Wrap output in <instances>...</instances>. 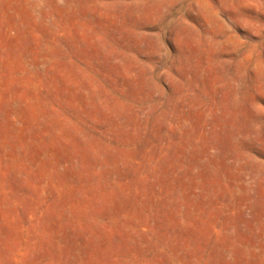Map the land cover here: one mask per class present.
<instances>
[{"label": "rangeland", "instance_id": "1", "mask_svg": "<svg viewBox=\"0 0 264 264\" xmlns=\"http://www.w3.org/2000/svg\"><path fill=\"white\" fill-rule=\"evenodd\" d=\"M0 264H264V0H0Z\"/></svg>", "mask_w": 264, "mask_h": 264}]
</instances>
